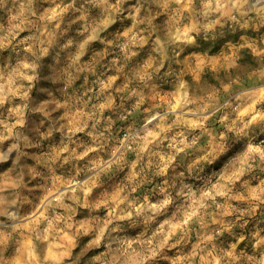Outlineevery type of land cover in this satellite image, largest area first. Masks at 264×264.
Listing matches in <instances>:
<instances>
[{
  "label": "clouds",
  "instance_id": "1",
  "mask_svg": "<svg viewBox=\"0 0 264 264\" xmlns=\"http://www.w3.org/2000/svg\"><path fill=\"white\" fill-rule=\"evenodd\" d=\"M262 217L264 0H0V264H264Z\"/></svg>",
  "mask_w": 264,
  "mask_h": 264
},
{
  "label": "rangeland",
  "instance_id": "2",
  "mask_svg": "<svg viewBox=\"0 0 264 264\" xmlns=\"http://www.w3.org/2000/svg\"><path fill=\"white\" fill-rule=\"evenodd\" d=\"M99 48V46H97ZM264 218V217H262ZM81 252H83V246L81 247L80 251H78L75 255L76 256H80ZM78 264H80V262H78ZM82 264H90V258H85L82 260Z\"/></svg>",
  "mask_w": 264,
  "mask_h": 264
}]
</instances>
